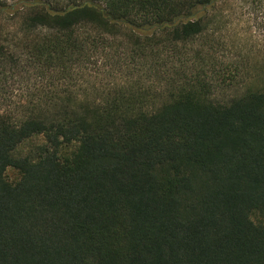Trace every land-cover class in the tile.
<instances>
[{
    "label": "trees",
    "instance_id": "1",
    "mask_svg": "<svg viewBox=\"0 0 264 264\" xmlns=\"http://www.w3.org/2000/svg\"><path fill=\"white\" fill-rule=\"evenodd\" d=\"M239 31L264 0H0V264H264Z\"/></svg>",
    "mask_w": 264,
    "mask_h": 264
},
{
    "label": "rangeland",
    "instance_id": "2",
    "mask_svg": "<svg viewBox=\"0 0 264 264\" xmlns=\"http://www.w3.org/2000/svg\"><path fill=\"white\" fill-rule=\"evenodd\" d=\"M242 25L247 27L246 22ZM250 27V25H249ZM241 33L243 44L246 47L253 50V55L250 59L252 64L264 62V31H239ZM0 113H2V109L0 108ZM8 176L11 180H15L18 178V175L15 171L9 170Z\"/></svg>",
    "mask_w": 264,
    "mask_h": 264
}]
</instances>
